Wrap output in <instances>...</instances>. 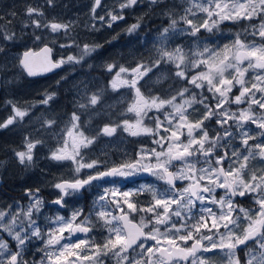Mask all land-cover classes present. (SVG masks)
<instances>
[{"label": "snow or ice", "instance_id": "snow-or-ice-1", "mask_svg": "<svg viewBox=\"0 0 264 264\" xmlns=\"http://www.w3.org/2000/svg\"><path fill=\"white\" fill-rule=\"evenodd\" d=\"M57 7V0H44L43 5L28 4L22 13L13 9L0 15V56L5 57L0 62V87L14 83L16 77L7 75L11 71L26 73L28 77L41 74L34 70L35 56L42 58L40 67L46 73L64 66H82L103 48L87 43L81 48L74 32L75 21L63 22L57 17L47 20L46 11ZM137 7L147 11L124 32L143 41L141 47L147 42L139 35L142 28L154 19L166 21L167 26L149 30L147 36L157 33L152 37L154 50L147 59L141 55L134 60L135 67L115 60L106 66L109 75L115 73L110 81L114 92L122 88L134 90L125 113H134L135 123L123 118L125 113L98 112L103 90L92 91L88 81L77 85L78 100H74L76 107L68 118L71 127L67 128L63 147L50 150L51 155L46 157L57 162L71 161L73 170L68 178L54 177L55 182H49L57 192L50 204H46L40 188H26L21 198L28 200L26 206L14 201L7 211H0V264H109L113 259L115 264H212L213 257L226 260V264H264V0H182L181 4L175 0H114L111 6H106L104 0H91V24L85 23V29L90 33L112 29ZM100 11L104 14L100 15ZM200 16L204 17L203 22H199ZM224 22L242 27L222 49L219 45L212 47V36L202 38V33L213 34ZM17 25L20 35L15 31ZM61 33L69 42L60 43L59 48H76L78 53L54 60L58 41L49 37ZM29 41L33 47L43 45L39 53L29 48L20 57L7 58L10 46ZM16 60L18 64L13 62ZM162 69H166V74ZM190 70L198 74L191 75ZM251 72L255 76L249 86L247 74ZM155 73L161 75L147 85ZM67 79V75L61 77L55 87ZM169 80L173 83L165 87ZM181 82L189 87L171 99L162 98ZM237 86L239 94L233 95ZM195 89L201 90L199 100ZM154 91L159 95H152ZM190 91L191 100L175 103ZM42 97L38 104L6 101L4 110L10 109V113L0 118V132L19 129L25 133L17 148L11 150L12 159L25 169L35 165L34 150L45 143L43 138L34 137L54 128L59 119L41 116L23 127L31 119L32 109L50 106L57 93L46 89ZM197 103L205 111L193 122L188 109ZM244 104L246 108L241 107ZM166 105L171 106L172 112L165 111ZM232 105L241 110L231 111ZM153 111L155 116L150 115ZM86 113L106 115L109 120L91 138L81 130H88L83 124ZM145 121H154L155 127H145ZM212 121L214 128L209 127ZM120 132L134 137L150 135L154 146H142L134 154V161L111 162L112 167L108 166L106 155L89 162L83 153L90 151V146L101 137H114ZM59 135H64L63 130ZM185 135L187 143L183 140ZM152 160L155 164L145 163ZM253 161L260 167L253 168L248 176ZM174 162H181L183 167L170 171ZM5 164L0 161V167ZM201 164L204 167H198ZM145 173L164 181L167 187L161 191L154 184H142L123 190ZM177 182L186 186L179 188ZM141 194H150L151 199L141 202ZM89 195H93V201L87 211V205L75 207L69 216L45 217L41 224L45 207H55L59 212L66 209L69 198L78 203ZM241 200L250 206H244ZM136 216L140 217L138 223L133 222ZM93 232L102 236V241ZM77 233L86 238L73 243ZM245 249L243 257L239 256Z\"/></svg>", "mask_w": 264, "mask_h": 264}, {"label": "rangeland", "instance_id": "rangeland-1", "mask_svg": "<svg viewBox=\"0 0 264 264\" xmlns=\"http://www.w3.org/2000/svg\"><path fill=\"white\" fill-rule=\"evenodd\" d=\"M75 2L80 3L75 8H68L64 7V5H67L69 3ZM44 0H0V15H3L5 13L11 12L13 9H15L18 13H22L25 9V7L28 4H40L43 5ZM57 3L60 5V8L57 7L55 10H47L46 16L47 20H51L53 17H57L60 21L66 22L68 20L75 21V28L74 32L79 37L78 43L80 44V47L82 48L85 43L89 45H105L107 40H112L113 37H117L116 40H112V43L107 44L105 46L108 47L106 49L105 46L103 48L99 49L101 50V53L99 51L97 53H93L91 57L86 59V62L84 63H94L95 66H97V69L93 72L90 71L87 67L77 66L75 69H73L70 66H64L63 69L60 71L62 74V77L67 75L71 71V73L68 75V79L57 88L55 87V82L60 79V75L52 76L50 81V87L40 88L39 85L44 84V79H40V77H35V79L29 78L28 76H25L24 74H19L18 71H11L7 75L8 76H15L16 79H20V81L24 84L25 93L17 94V96L25 94L22 98H17L16 96L8 98V100L18 101L22 104V102H26L27 104H38L39 101L43 98L42 94L47 89L49 91H55L57 93L58 89L60 88V98L57 94L56 100L59 101V104L52 106V104L48 108H42L44 106H38L35 109H32L33 115L31 116L30 120H26L24 122L23 127L27 128L30 123H34L37 119V117L43 116L45 119H53V118H59L57 125L50 129L46 133H42L40 137H34V139H40L43 138L44 140L49 139L50 145L44 143L42 147H39L37 150H34L36 161V171L34 173H28L25 171L26 169L21 167L17 161L12 159L13 152L11 151L13 148L12 143H20L22 135L25 133L19 131V129H13L12 131H3L0 132V161H6V164L3 167H0V180H3L0 182V211H7L8 206L13 204L14 201H18L23 205L28 204V200L21 199L24 196V191L26 188H40V189H46L47 191H50L51 193L56 192L53 188L49 186V182H55L53 180L54 177H60L64 176L65 178H68L69 173L73 170V164L71 161L68 162H57L53 160L46 159V157L51 155L50 150H54L57 147H63V141L64 136H66L67 128L71 127V125L68 123V118L71 116L74 108L76 105L74 104V100H78L77 96V83L81 81L82 75L88 76L89 83L92 86V91L97 90H103V103L100 106V108L97 109L98 112H104L106 115L109 113H114L115 115H119L121 113H125V110L129 106V104L132 102V97L134 95V90L129 91L127 88L118 89L117 91H113L110 86V81L115 76V73H112L109 75V73L106 71V66L108 63H112L114 60L117 61L120 64H130L131 67H135V63H133L134 60H137L138 57L143 55L145 59L149 57L150 54H152L154 50L153 40L152 37H154L157 33L152 32L151 36H147L146 34L149 32L150 29H155L158 27H164L167 26V22H163L159 19H154L152 23L147 24L146 27L142 28L139 32V35L141 37L146 38V43H144V46L141 47L140 44L143 43V41H137L134 36H129L125 34L124 30L130 26L132 23L136 22V18L147 11L145 7H137L135 11L129 10L128 13H126V20L124 22H120L116 24L112 29L104 28L102 31L99 32H92L90 33L88 30L85 29V23L91 24V20L88 19V16L90 15V7H91V0H57ZM114 3V0H104V4L106 6H111ZM176 4H181L182 0H175ZM187 4H184V7H187ZM178 11L183 14L182 9H178ZM100 15H103L104 12L100 11ZM20 17H17V20L20 21ZM85 19V22L83 24H78L79 21ZM204 17H199V22H203ZM47 20L45 22H47ZM5 23H7L5 21ZM240 27L242 26H236L234 27L231 22H224L221 26L220 30L213 33L208 34L206 32L202 33V38L207 37L209 35L212 36V39L210 41V45L212 47H215L216 45L220 46V49L223 48L225 44H229L232 37V34L236 31L240 30ZM15 31L17 32V35H20V29L19 26L15 28ZM40 33H38L39 35ZM119 34V35H118ZM57 39L58 43L56 47L54 48L55 52V58L60 59L61 57H67L68 55H76L78 53V50L76 48H71L67 50H62L59 48L60 43H68L69 41L64 38L63 33H61L59 36L56 37H49V39ZM105 43V44H103ZM184 43H188V41H184ZM51 45V44H50ZM43 45H36L33 47V44L31 41L24 43V42H18V46L14 47V50L10 46L7 53V58L11 60L12 57H20L23 51H27L29 48H32L34 53H39L40 48ZM52 46V45H51ZM171 47H175V45H171ZM203 48V45H201V50ZM195 50V49H194ZM98 54V55H97ZM121 55H123V59L121 58ZM105 58V59H104ZM5 60V57L0 56V62H3ZM14 62V61H13ZM16 63L18 64V60H16ZM246 66V65H245ZM206 69H201V71H205ZM172 71H175V68L173 66ZM191 71V70H190ZM231 72V70H229ZM162 73L166 74V69L161 70ZM198 73L195 71H191V75H197ZM233 75L235 73H232ZM161 73H155L151 75L150 80L146 82L147 85H151L154 81H156L157 77L160 76ZM255 72H251L247 74L248 80H249V86L251 81L254 79ZM191 76H189V79ZM228 78H231L229 76ZM41 80V83H38V81ZM173 82L171 80L168 81V84L165 85V87H168L169 84H172ZM12 85V84H11ZM10 85V86H11ZM10 86L5 87L7 93H12V90ZM189 87V85L185 83H176L174 86V90L169 93L166 96H163V99H171L172 96L176 95L177 92L181 91L183 88ZM57 88V91H56ZM142 92H145L147 94V90L145 88L141 89ZM196 95V99L199 100V93L200 89L194 90ZM205 94H207L206 89L204 90ZM238 86L237 89H233V95H238ZM14 95V94H13ZM152 95H159L157 92H152ZM193 96V92L190 91L189 93L185 94L184 97L180 98L178 97L175 101L176 104H181L183 100H191ZM123 103H118V102ZM83 102V101H79ZM214 104V102H213ZM4 102L2 101V97L0 98V118L6 117L10 113V109L8 111L4 110ZM111 106V107H109ZM3 107V108H2ZM242 108H246L247 104H244L241 106ZM241 107H237L235 105L231 106V111L238 112L241 110ZM165 111L172 112L171 106L166 105ZM188 111L191 113L189 115L190 121H196L200 119L204 115V107L203 105L197 103L194 104L191 108L188 109ZM106 115L97 116L94 113H86L83 115V124L88 130H85L82 128V131H85V135L91 138L95 135V132L98 131L100 128L104 126V124L108 123L109 120L106 118ZM115 115L112 116V119H115ZM150 115L155 116L156 112L153 111L150 113ZM91 118V121L89 123V117ZM125 119H129L130 123H135V114L134 113H125L123 116ZM160 119L163 120V114H160ZM117 123H121L122 120H117ZM145 127H155L154 121L152 123H148L145 121L144 124ZM210 128L215 127V122L212 121L209 124ZM31 130V129H29ZM64 132V135H59L61 132ZM15 133V134H13ZM163 135L164 133L161 132ZM215 135V133H213ZM138 141H134V140ZM59 140V143L57 142ZM153 137L152 136H131L128 133L120 132L119 134H116L114 137H101L94 145H98L97 150H93L92 153L95 155V158L107 156L109 161L113 162H122L125 160V162L129 160H134L136 157L134 152H138L139 149L143 146L146 148L153 147L152 143ZM184 143H187L186 135L183 138ZM128 142V143H127ZM138 148L135 151V148ZM15 149V148H14ZM6 153L8 154V157H6ZM127 153V155H125ZM86 157H88L89 162L92 159L90 156L87 155V152L85 151L83 153ZM131 154V155H130ZM120 159V160H117ZM155 163V160L152 161H145V163ZM113 165V164H112ZM110 166V165H108ZM111 167V166H110ZM183 167V164L180 162L177 164L176 171H179ZM198 167H204L203 164L198 165ZM226 167V165H225ZM260 165L256 164L255 161H253L250 164L248 176L251 175V170L253 168H258ZM171 168V167H170ZM169 168V170H171ZM147 177V176H146ZM248 177H245L247 179ZM21 184V185H20ZM142 184H154L159 190L163 191L164 187L161 186V184L156 182L155 177H152L151 179L147 181L139 180V178H135V183L128 184L123 190H129V189H135L138 188ZM20 185V186H18ZM18 186V187H17ZM186 186V183L180 182L179 188H183ZM57 193V192H56ZM41 196L44 198L43 194L41 193ZM141 199L143 201H147L151 199L150 194H141ZM44 200H46L44 198ZM247 201L242 200V204L245 206ZM87 207L85 211H87L89 208H91V203L86 204ZM68 210L71 214L73 208L75 207H81L85 206L82 204L79 200L78 203H76L72 198H69L68 200ZM25 207V211H26ZM97 210H100L99 208ZM15 211V209H13ZM50 211L52 215L50 214ZM118 213V212H117ZM62 215V216H69L70 214H63L60 211L58 212L56 209L49 210L48 207H45L43 209V215L40 217V222L43 225L45 222V217H54L56 215ZM10 219V218H9ZM47 231V229H44ZM58 235V233H57ZM72 242L76 243L78 240H75L72 238ZM35 251V249H33ZM212 264H226V260H220L218 257L212 258Z\"/></svg>", "mask_w": 264, "mask_h": 264}, {"label": "flooded vegetation", "instance_id": "flooded-vegetation-1", "mask_svg": "<svg viewBox=\"0 0 264 264\" xmlns=\"http://www.w3.org/2000/svg\"><path fill=\"white\" fill-rule=\"evenodd\" d=\"M80 3H75V2H72V3H69V4H67V6H68V8H75V7H77L78 5H79ZM85 22V19H83V20H81V21H79V23L78 24H83ZM39 33V32H38ZM37 33V34H38ZM109 40H107L105 43L107 44V42H108ZM105 43H103V44H105ZM105 44V45H106ZM105 45H103V46H105ZM49 46L51 47V45L49 44ZM43 47V46H42ZM106 47V49H108V47L107 46H105ZM12 49L14 50V47H12ZM35 50H33V52H34ZM25 51H23L22 52V54H21V56L23 55V53H24ZM99 53H101V50L99 51ZM98 55V54H97ZM53 59L54 60H58V59H56L55 58V52H54V56H53ZM105 59V58H104ZM121 59V58H120ZM14 63H16V61H14ZM89 65H92L93 67L92 68H89ZM82 67H87V68H89V70L90 71H95L96 69H97V66H95V64L94 63H83L82 64ZM40 67L37 65L36 66V68L34 69L35 71H37V72H39V73H41V74H39V75H36V76H33V77H29V78H32V79H35V77H40V79H44L45 78V80H44V84H42V85H39V87L40 88H45V87H50V81H51V77L52 76H56V75H60L61 77H62V74H61V69H57V70H54V71H52V72H43L42 71V69H39ZM73 70V69H72ZM71 70V71H72ZM71 71L69 72V73H67V76L71 73ZM25 76H27L26 75V73L24 74ZM66 76V75H65ZM60 77V78H61ZM89 77L88 76H86V75H82V78H81V81L80 82H78L77 84H81V82H83V81H88V82H90L89 81ZM42 81L41 80H39L38 81V83H41ZM10 88H11V90H12V93L14 94H11V93H7L6 92V89H5V87H0V98L2 97V101L4 102V105H3V107L5 106V102L6 101H8V98H10V97H17L18 99L19 98H22L27 92L25 91V88H24V84L20 81V79H17L16 80V82L15 83H13L11 86H10ZM56 91H57V88H56ZM21 93H25V94H23V95H20V96H17V94H21ZM57 94H58V96H59V98H60V88L58 89V91H57ZM26 102H22V104H25ZM57 104H59V101L58 100H55L53 103H52V106H55V105H57ZM2 107V108H3ZM49 106H44V107H42V108H48ZM2 110V109H1ZM0 110V111H1ZM28 126V125H27ZM36 139V138H35ZM50 140L49 139H46L45 140V143L46 144H48V145H50V142H49ZM134 141H138L137 139L136 140H134ZM128 143V142H127ZM13 144V146H12V148L14 149V148H17V146L19 145L17 142L16 143H12ZM90 148H91V150L90 151H86L87 152V155L88 156H90V157H92V158H95V155L92 153V151L93 150H97L98 149V145H92V146H90ZM138 148L136 147L135 148V151L137 150ZM134 154H135V152H134ZM133 154V155H134ZM131 155V154H130ZM6 157H8V154L6 153ZM117 160H120V159H117ZM120 161H122V160H120ZM132 161H134V160H129V161H127V162H132ZM111 162H113V161H111ZM109 163V165L112 167L113 165V163ZM125 162V160H123L122 162H115V164H119V163H124ZM180 162H174V167H171L170 169V171H172V172H175V169L177 168V164H179ZM152 164H155V163H152ZM109 166V167H110ZM25 171H27L28 173H34L35 171H36V166L34 165L33 167H31V168H28V169H26ZM147 176V177H146ZM139 178V180H142V181H147V180H149V179H151L152 178V176H150L149 174H147V173H145V174H143L142 176H140V177H138ZM156 179V182L157 183H159V184H161V186L162 187H164V188H166L167 187V185L165 184V182L164 181H161V180H157V178H155ZM1 181H3V180H0V182ZM4 182V181H3ZM21 185V184H20ZM20 185H18V186H20ZM179 185H180V182H177V186L179 187ZM17 186V187H18ZM41 193L43 194V196H44V198L46 199L45 200V202H46V204H50L51 203V201H53L54 199H56V197H57V193L56 192H54V193H51L50 191H47L46 189H41ZM139 199L141 200V202H145V201H143L142 199H141V197H139ZM92 201H93V195H89V196H87V198L86 199H80V202L82 203V204H84V205H86V204H89V203H91V206H92ZM241 203H242V200L240 201ZM245 206H250L249 204H248V202L245 204ZM49 208V210H52V209H56L55 207H48ZM57 210V209H56ZM60 212L61 213H63V214H70V212H69V210H68V206H66V209H64V210H60ZM50 214L52 215V213H51V211H50ZM116 214H119V213H116ZM139 220H140V217L139 216H136L135 217V220L133 221L134 223H138L139 222ZM99 231V230H98ZM92 235L94 236V237H96V239H98V240H101L102 241V239H103V237L102 236H99L98 234H97V232H93L92 233ZM75 240H78V239H85L86 237H85V234H83V233H77V234H75V236L73 237ZM190 246V245H189ZM244 251H246V249L245 250H243V251H240L239 253H238V255L239 256H241V257H243V255H244ZM109 264H115V262H114V259L113 260H110L109 261Z\"/></svg>", "mask_w": 264, "mask_h": 264}, {"label": "water", "instance_id": "water-1", "mask_svg": "<svg viewBox=\"0 0 264 264\" xmlns=\"http://www.w3.org/2000/svg\"><path fill=\"white\" fill-rule=\"evenodd\" d=\"M33 60H34V63L40 67V64H41V62H42V58L39 57V56H35V57L33 58ZM175 163H176V162H175Z\"/></svg>", "mask_w": 264, "mask_h": 264}, {"label": "bare ground", "instance_id": "bare-ground-1", "mask_svg": "<svg viewBox=\"0 0 264 264\" xmlns=\"http://www.w3.org/2000/svg\"><path fill=\"white\" fill-rule=\"evenodd\" d=\"M62 1V0H61ZM60 4V3H59ZM60 8V7H59ZM39 69H42L41 67Z\"/></svg>", "mask_w": 264, "mask_h": 264}]
</instances>
